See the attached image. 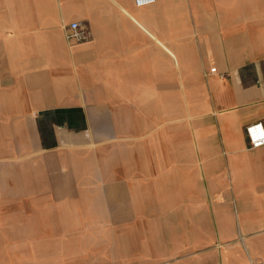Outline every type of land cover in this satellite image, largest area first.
<instances>
[{
    "label": "crops",
    "instance_id": "0c3cea01",
    "mask_svg": "<svg viewBox=\"0 0 264 264\" xmlns=\"http://www.w3.org/2000/svg\"><path fill=\"white\" fill-rule=\"evenodd\" d=\"M252 123L264 0H0V230L27 264H264Z\"/></svg>",
    "mask_w": 264,
    "mask_h": 264
},
{
    "label": "rangeland",
    "instance_id": "374dc122",
    "mask_svg": "<svg viewBox=\"0 0 264 264\" xmlns=\"http://www.w3.org/2000/svg\"><path fill=\"white\" fill-rule=\"evenodd\" d=\"M1 162L0 168L8 173L7 162ZM3 176L4 174L0 171V197L4 196L1 189L4 186ZM13 234H15L14 230H0V264H27L34 260L37 261L41 255L30 252L33 249L32 239L15 237L12 236Z\"/></svg>",
    "mask_w": 264,
    "mask_h": 264
},
{
    "label": "built area",
    "instance_id": "2783aa9c",
    "mask_svg": "<svg viewBox=\"0 0 264 264\" xmlns=\"http://www.w3.org/2000/svg\"><path fill=\"white\" fill-rule=\"evenodd\" d=\"M160 0H134L136 7H143L153 4ZM63 36L67 41L74 43L86 42L90 38L89 31L83 23L71 22L63 28ZM215 73V68L209 70ZM245 136L248 143V149H258L264 146V126L262 123H252L245 127Z\"/></svg>",
    "mask_w": 264,
    "mask_h": 264
}]
</instances>
